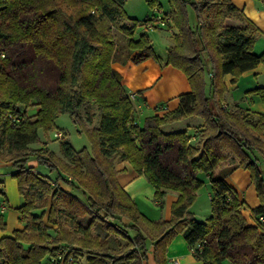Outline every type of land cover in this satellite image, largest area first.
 <instances>
[{"label":"trees","instance_id":"16d2710c","mask_svg":"<svg viewBox=\"0 0 264 264\" xmlns=\"http://www.w3.org/2000/svg\"><path fill=\"white\" fill-rule=\"evenodd\" d=\"M125 1L0 0V161L10 162L23 199V226L0 238V264H147L150 247L155 264H169L167 245L179 233L200 264H264V112L224 105V75L236 82L264 66V51L253 52L260 30L230 0H168L163 19L176 33L165 64L184 73L190 91L141 124L112 63L160 58L145 34L133 38L141 22L126 14ZM245 93L264 106V85ZM30 105L36 112L27 115L20 107ZM65 112L92 151L75 150L63 132L60 154L31 147L38 130H52ZM188 116L203 121L195 141L185 130H162ZM30 157L54 175L35 170ZM117 161L146 177L160 206L166 191L177 193L168 219L138 209L117 180ZM236 168L249 172L259 199L254 223L226 180ZM199 173L211 188L203 221L188 210L205 182Z\"/></svg>","mask_w":264,"mask_h":264},{"label":"crops","instance_id":"0c3cea01","mask_svg":"<svg viewBox=\"0 0 264 264\" xmlns=\"http://www.w3.org/2000/svg\"><path fill=\"white\" fill-rule=\"evenodd\" d=\"M230 1L247 19H249L260 30L253 45V52L257 54L261 53L262 51H264V49L256 51L255 47L258 38L264 37V0ZM227 20H232L231 22H227L228 24L235 25L239 23L235 19L229 18ZM112 67L120 74L121 83L125 86V88L135 95L132 103L137 113L138 121H140V118L144 113L147 115L155 113L157 107L161 111L162 105L167 106L168 108L174 107L177 103L175 97H177V95L181 93L190 91V86L187 78L181 70L170 65H164V67H161L160 64H158L156 61H153L152 59H145L139 63H134L131 60H127L125 62L116 60L112 63ZM251 73H264V66L262 64H258L255 68L243 72L241 76L246 78V76ZM166 78L173 80L172 83H170L171 89L173 91L172 93H170V98L166 97L168 95L165 92L164 81H166ZM231 78L232 75L230 74L224 75V81L228 88L227 93H232L233 90L238 88V81L231 82ZM174 79L177 80V83ZM249 88H246L244 91ZM247 95L248 94H245V96ZM167 98L174 99L172 101V106L161 104L162 99ZM248 98L250 102L248 106H245L246 108H249L250 110L257 113L264 112L263 104L254 95H248ZM225 104L230 106V103L227 100ZM202 122V119L200 117H197V119H195V122L191 123L194 128V134L191 136V141H195V131L202 124ZM2 164L3 162L0 161V195L3 196L0 199V214L5 220L6 227L3 230L0 229V238L4 235L11 234L13 229L23 226V224L19 222V213L17 211V208L22 204L23 199L17 191L16 179L12 177L13 168L11 167L10 163L4 164L5 166L9 164L4 168ZM115 168L117 170L116 177L118 182L135 201V203H137L136 199H140L142 202L151 199L154 205L160 206L158 202L153 198V186L147 181L146 177L143 174L137 173L127 161H117L115 163ZM226 180L237 191L240 198L244 200L245 205L242 208V212L247 221L249 223H254L253 217L251 215V210L259 204V199L257 197L256 190L250 180L249 172L242 168H236L226 176ZM8 186L11 187L10 192L7 190ZM169 195L171 196L170 202H173L177 197V193L172 191ZM171 243H174V246L172 248H168L167 250L168 262L171 263L172 259H176L178 261V264H200V262L196 259L189 260L188 258H186L187 253L185 248L189 249V246L182 234H177L171 241ZM191 254L193 256L192 252ZM146 263L155 264L151 252V247L147 252Z\"/></svg>","mask_w":264,"mask_h":264},{"label":"rangeland","instance_id":"374dc122","mask_svg":"<svg viewBox=\"0 0 264 264\" xmlns=\"http://www.w3.org/2000/svg\"><path fill=\"white\" fill-rule=\"evenodd\" d=\"M157 2L160 4L159 6H150L148 3V0H126L123 8L126 12L127 15L131 17L137 18L141 23L136 27V30L134 32L133 38L136 39L139 37L140 34H145L148 39L150 40V43L152 44L155 54L160 58V60H155L153 58H147V59H152L153 61H156L158 64H160L161 67H164L165 64V59H166V52L167 49L171 46L173 43V35L176 33V30L174 28H169L167 25H153L147 26V23H142V20L148 16V18H151V23L154 21L153 18H155L157 15L160 13H163L164 11H167L169 6H168V0H157ZM147 15V16H146ZM146 16V17H145ZM192 18V17H191ZM232 21V20H231ZM227 20V22H231ZM149 25V24H148ZM114 34L116 36V39H118L120 42H122L123 37L122 35L119 34L118 31L114 30ZM264 49V37L258 38L255 50H263ZM171 66V65H170ZM173 67V66H172ZM242 75V74H241ZM239 76L236 80L238 83V88L232 91V93H227L226 98L227 101L230 103V106L233 107L235 103L238 105L245 107L249 105V98L248 95L245 96V89L246 88H251V87H256V86H262L264 85V73L261 74H248L245 77ZM176 80V79H174ZM173 80L166 78L165 83V92L168 94L166 97L170 98V93H172L171 85ZM177 83V80L175 81ZM130 92V91H129ZM131 93V92H130ZM132 94V93H131ZM130 94V95H131ZM178 96V95H177ZM177 100V97H175ZM133 100V99H131ZM174 99H162L161 104H166L172 106V101ZM228 106L227 104H224ZM22 111H25L27 115H32L36 112V106L35 105H30L27 108L20 107ZM162 111V110H161ZM160 112V111H159ZM97 113V112H96ZM147 114H143L140 118V123H143V120ZM195 119L197 117H184L180 120H176L170 123L165 124L162 126V130L165 132H170V131H176V130H185L186 135L188 137H191L194 134V128L191 125V123L195 122ZM98 121V115H95V121L93 124H96ZM189 124V125H188ZM57 131H63L65 134L66 139L71 143L73 148L75 150H79L83 147L86 148L89 152L92 151V146L88 138L83 132H79L77 126L73 123L71 120L70 116L68 113H61L58 115V117L55 120V127L52 130H49L45 132L43 129H39L37 134H38V139L36 142L31 143V147H42L46 145L48 148L56 152L57 154H60L59 152V138L56 137L55 133ZM2 162V161H1ZM6 163L10 162H3V168L8 166L4 165ZM29 165H33L35 167V170H38L39 172L45 173L48 176H53L54 173L49 172V170L42 166L36 164L35 160L33 157H30L27 162ZM228 162H223L221 166L227 165ZM261 167L264 168V162L261 161ZM199 177L204 179V184L199 187L196 190L195 193V198L193 202L190 204L188 210L193 214L194 218L197 220H205L211 213V204H210V197L209 194L211 192L210 184L204 175V173H199ZM10 186H8V191L10 192ZM167 193V194H166ZM166 193L163 196V203L162 206H156L154 205L153 201L151 199H148V201H141L140 199L137 200V206L138 209L149 219L151 220H162V219H168L171 215V196L169 195L171 191H166ZM3 196L0 195V199ZM92 232H99L100 234H105V231L101 230L98 227H94L92 229ZM176 236V235H175ZM174 236V238H175ZM173 238V239H174ZM174 246V243L172 244L171 242L167 245V250L168 248H172ZM187 256L189 260L195 259L194 256H192L190 252V248L187 249L185 248ZM167 256V252H166ZM169 264H173L172 261L171 263L168 262ZM183 264V263H182ZM222 264H230L228 261H224Z\"/></svg>","mask_w":264,"mask_h":264},{"label":"built area","instance_id":"2783aa9c","mask_svg":"<svg viewBox=\"0 0 264 264\" xmlns=\"http://www.w3.org/2000/svg\"><path fill=\"white\" fill-rule=\"evenodd\" d=\"M153 20H154V21H153L152 23H151V22L147 23V26L153 25V23H154L155 25H158V24H160V25H164V24H165V21H164V19H163V14H162V13H160V14L157 15L155 18H153ZM148 24H149V25H148ZM130 98H131V99H134V98H135V95L132 93V94L130 95ZM55 136H56V137H62V132H61V131H57V132L55 133ZM259 219H260V220H263L264 218H263L262 216H259ZM190 251L193 253L195 250H194L193 247H191V248H190ZM171 261H172L173 264H178V261H177L176 259H172ZM49 264H57V263H56V261H55L54 259H52L51 262H50Z\"/></svg>","mask_w":264,"mask_h":264}]
</instances>
